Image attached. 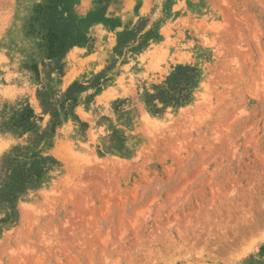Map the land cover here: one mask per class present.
<instances>
[{"label":"rangeland","instance_id":"rangeland-1","mask_svg":"<svg viewBox=\"0 0 264 264\" xmlns=\"http://www.w3.org/2000/svg\"><path fill=\"white\" fill-rule=\"evenodd\" d=\"M0 264H264V0H0Z\"/></svg>","mask_w":264,"mask_h":264},{"label":"trees","instance_id":"trees-1","mask_svg":"<svg viewBox=\"0 0 264 264\" xmlns=\"http://www.w3.org/2000/svg\"><path fill=\"white\" fill-rule=\"evenodd\" d=\"M196 70L190 67H179L174 79L173 91L178 95L179 99L185 98L184 92H186L195 78ZM175 95L173 101H175Z\"/></svg>","mask_w":264,"mask_h":264}]
</instances>
